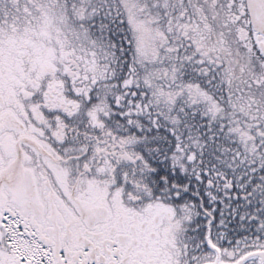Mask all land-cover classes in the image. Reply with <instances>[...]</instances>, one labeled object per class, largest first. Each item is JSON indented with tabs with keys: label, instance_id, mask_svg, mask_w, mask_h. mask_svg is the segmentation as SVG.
<instances>
[{
	"label": "snow or ice",
	"instance_id": "snow-or-ice-1",
	"mask_svg": "<svg viewBox=\"0 0 264 264\" xmlns=\"http://www.w3.org/2000/svg\"><path fill=\"white\" fill-rule=\"evenodd\" d=\"M0 264H264V0H0Z\"/></svg>",
	"mask_w": 264,
	"mask_h": 264
}]
</instances>
